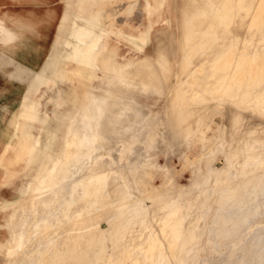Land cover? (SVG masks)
I'll return each mask as SVG.
<instances>
[{
	"label": "rangeland",
	"instance_id": "1",
	"mask_svg": "<svg viewBox=\"0 0 264 264\" xmlns=\"http://www.w3.org/2000/svg\"><path fill=\"white\" fill-rule=\"evenodd\" d=\"M111 1L119 10L114 22L106 9H69L67 24L59 25L66 33L60 53L66 71L60 75L57 56V70L47 77L54 80L52 88L37 94H45L49 106L46 103L40 115L39 100L26 105L27 118L20 129H51V152L37 151L32 160L36 167L28 173L30 180L51 163L55 172L47 173L50 176L36 187L43 186L47 193L60 184V192L51 197L55 201L46 198L49 204L44 199L34 209L29 199L33 189L23 202L17 197L0 201V264H35L27 258L29 253L40 254L36 264H264V110L258 109L264 99L252 97L251 88L241 91V83L240 91L236 89L237 78L245 75L241 61L236 65L233 57L236 47L227 56L215 50L220 43L223 50L237 21L243 35L250 21L256 25L264 18V0ZM133 1L142 6L123 8V2ZM43 45L37 43L39 48ZM59 47L54 42V49ZM211 53L217 60L210 61ZM145 55L148 60L140 58ZM69 72V78H63ZM82 100L77 113L70 111ZM38 120L40 125L34 123ZM67 130L72 136L65 135ZM77 132L83 136L77 137ZM39 141L36 134L35 148ZM25 184L28 189L26 179ZM228 189L232 190L224 195ZM223 196H230L225 204ZM255 203L258 209L249 211L244 224L228 219L232 209ZM30 212L36 214L34 219ZM14 213L20 220H13ZM23 220L29 225L22 226ZM22 229L28 231L24 238L19 236ZM57 232L74 233L73 238L80 234L77 241L64 234L71 240L60 261L52 257L62 252L65 239Z\"/></svg>",
	"mask_w": 264,
	"mask_h": 264
},
{
	"label": "crops",
	"instance_id": "2",
	"mask_svg": "<svg viewBox=\"0 0 264 264\" xmlns=\"http://www.w3.org/2000/svg\"><path fill=\"white\" fill-rule=\"evenodd\" d=\"M116 4L115 1L110 0H0V201L10 202L15 197H27L33 187L39 181H45L50 176H47V173L55 168L50 163L46 171L39 170L33 173L29 180L28 170L36 167L32 161L36 152H51L52 134L50 128L34 127L29 130L27 126H24L21 130L20 125L21 122L26 121L23 116L26 105L36 104L39 100L40 115L43 113L41 110H44L45 104L49 106L46 95L44 94L41 98L37 94L41 89L52 88L46 78L55 74L57 56H59L60 75L66 71L65 66H62L63 58L60 54L61 43L66 33L62 34L63 31L59 29L65 11L99 8L111 10L117 8ZM137 4V1L123 2L125 6L123 8L132 10L142 6L141 1L138 6ZM238 27L239 21H237L235 33L225 37L223 50L222 43L219 49L215 50L227 56L231 54V48L236 47L233 57L237 65L240 61L242 63L240 72L245 71L241 79L237 78L236 89L240 91L241 83V91L251 88L252 97L259 96L264 99V18L256 25L250 21L243 35L239 34ZM26 31L28 33H24ZM54 42L60 43L59 49H54ZM37 43H44V45L39 48ZM216 53L209 54L210 61L217 60L213 57L217 56ZM54 57L55 61H52ZM140 58L148 60L147 55ZM223 76L226 79L229 78L227 74ZM74 77L75 80L79 79L77 72ZM113 81H116L115 77ZM87 97L89 98L88 95ZM82 105L83 100L78 101L70 111L77 109V113ZM262 105L264 106V103ZM263 106L258 108L260 112L264 110ZM34 123L40 125V120ZM36 134L40 138L37 149L33 142ZM65 135L72 136L68 130ZM82 136L83 134L77 132V137Z\"/></svg>",
	"mask_w": 264,
	"mask_h": 264
},
{
	"label": "bare ground",
	"instance_id": "3",
	"mask_svg": "<svg viewBox=\"0 0 264 264\" xmlns=\"http://www.w3.org/2000/svg\"><path fill=\"white\" fill-rule=\"evenodd\" d=\"M103 1V0H102ZM111 1V0H110ZM158 1V0H157ZM215 1V0H214ZM233 1V0H232ZM159 2V1H158ZM157 2V3H158ZM220 2V1H219ZM239 3V2H238ZM241 3V2H240ZM214 4V3H213ZM221 4V3H220ZM223 4V3H222ZM215 5V4H214ZM224 5V4H223ZM99 6V5H98ZM144 6V5H143ZM225 7V6H224ZM227 7V6H226ZM232 7V6H231ZM93 8V7H92ZM226 9V8H225ZM238 9V8H237ZM240 9V8H239ZM97 10H99V9H92L91 11H97ZM102 10H104V9H102ZM101 10V11H102ZM215 10V9H214ZM223 10V9H222ZM260 10V9H259ZM105 12H107V14L109 15V17L112 19L111 21H115V17H118V14H119V10L116 8V9H112V10H108V11H105ZM141 12H143V11H141ZM223 12V11H222ZM144 13V12H143ZM203 13V12H202ZM212 13V12H211ZM106 14V15H107ZM194 16V15H193ZM217 16V15H216ZM108 16H107V19L109 18ZM199 17V16H198ZM193 18V17H192ZM110 20V19H109ZM203 20V19H202ZM206 20V19H205ZM67 21H68V17H67V14L66 13H64V15H63V19H62V22H63V26H65L66 24H67ZM113 21V22H114ZM208 21V20H207ZM210 21V20H209ZM224 21H225V18H224ZM201 22V21H200ZM205 22V21H204ZM115 23H117V22H115ZM189 23V22H188ZM209 23V22H208ZM204 24V23H203ZM185 25V24H184ZM117 26H119V25H117ZM205 26V25H204ZM203 26V27H204ZM113 27V26H112ZM114 27H115V25H114ZM115 28H117V27H115ZM197 28V27H196ZM208 28V27H207ZM214 28H215V26H214ZM118 29V28H117ZM198 30V29H197ZM192 31V30H191ZM195 32H197V31H195ZM112 33H115V32H112ZM190 34V33H189ZM205 34V33H204ZM120 35V34H119ZM192 36V35H191ZM119 37V36H118ZM199 37V36H198ZM112 38V37H111ZM162 38V37H161ZM191 38V37H190ZM114 39H116V38H114ZM119 40V39H118ZM191 40V39H190ZM193 40H195V39H193ZM124 41V40H123ZM117 42V41H116ZM120 42V41H119ZM132 44V43H131ZM166 45V44H165ZM171 45V44H170ZM133 46V45H132ZM167 46H168V44H167ZM116 47V46H115ZM166 47V46H165ZM134 48V47H133ZM191 48V47H190ZM193 48V47H192ZM137 49V48H136ZM170 49V48H169ZM115 51V50H114ZM169 51V50H168ZM228 51H230V50H228ZM115 53V52H114ZM116 54V53H115ZM121 54V53H120ZM119 54V55H120ZM123 54V53H122ZM170 54V53H169ZM117 55V54H116ZM108 56H109V54H108ZM115 57V55L113 56V58ZM222 59V58H221ZM110 61V60H109ZM125 61V60H124ZM131 60H130V57H129V62H130ZM238 61V60H237ZM115 62V61H114ZM128 62V61H127ZM137 62H139V63H141V65L139 66L141 69H142V62L141 61H137ZM136 62V63H137ZM143 62H145V61H143ZM186 62V61H185ZM188 62V61H187ZM232 62V61H231ZM119 63V62H118ZM117 63V64H118ZM165 63V62H164ZM220 63V62H219ZM69 64H70V62H69ZM68 64V65H69ZM114 64V63H113ZM120 64V63H119ZM144 64V63H143ZM182 64H184L183 62H182ZM222 64V63H221ZM221 64H220V66H221ZM237 65V64H236ZM99 66H101L100 64H99ZM103 66V65H102ZM101 66V67H102ZM115 66V65H114ZM136 66H138L137 64H136ZM144 66H146V64H144ZM219 66V65H218ZM217 66V67H218ZM108 67V66H107ZM106 67V68H107ZM118 67H120V66H118ZM148 67V66H147ZM147 67L145 68V67H143V68H145V70L147 69ZM154 67V66H153ZM115 68H117V66H115ZM132 68V66L129 68V69H131ZM126 69H127V67H126ZM134 69V68H133ZM116 70H118V69H116ZM121 70V69H120ZM122 70H124V68H122ZM71 71V70H70ZM109 71V70H108ZM125 71V70H124ZM127 71V70H126ZM150 71V70H149ZM123 72V71H122ZM68 73V72H67ZM148 73V72H147ZM152 73H154V72H152ZM64 74V73H63ZM98 74V73H97ZM121 74H123V73H121ZM96 75V74H95ZM115 75V74H114ZM158 75V74H157ZM68 76V78H69V76H70V72H69V74H67V75H65V77H67ZM97 77H98V75H97ZM145 77H146V74H145ZM144 77V78H145ZM148 77H150V75H148ZM151 77H152V75H151ZM154 77H155V75H154ZM72 78V77H71ZM142 79V78H141ZM162 79V78H161ZM178 79V78H177ZM46 81L47 82H54V80H53V78L52 79H49V78H47L46 79ZM145 81V80H144ZM162 82V81H161ZM152 85V84H151ZM156 85V84H155ZM167 86V85H166ZM96 87V86H95ZM161 87V86H160ZM164 87V86H163ZM184 87V86H183ZM186 87V86H185ZM223 87V86H222ZM105 90H106V88H105ZM110 90V89H109ZM181 91V90H180ZM215 93V92H214ZM216 94V93H215ZM89 96V95H88ZM94 96V95H93ZM92 96V97H93ZM103 96V95H102ZM214 96V95H213ZM106 98V97H105ZM101 100V99H100ZM106 100V99H105ZM38 102V101H37ZM39 103V102H38ZM26 108V107H25ZM27 109V108H26ZM77 110V109H76ZM148 112V111H147ZM72 114V113H71ZM72 117V116H71ZM27 118V117H26ZM25 118V119H26ZM71 127V126H70ZM69 128V127H68ZM69 130V129H68ZM67 140H69V138L67 139ZM181 140V139H180ZM66 142H69V141H66ZM134 142V141H133ZM160 143V142H159ZM257 143V142H256ZM66 144V143H65ZM68 145V144H67ZM71 145H72V142H71ZM76 145V144H75ZM80 145V144H79ZM254 145V144H253ZM64 146V145H63ZM255 146V145H254ZM257 146V145H256ZM76 147V146H75ZM259 147V146H258ZM65 148V147H64ZM68 148V147H67ZM71 148V147H70ZM255 148V147H254ZM81 149V148H80ZM94 149V148H93ZM136 149V148H135ZM62 150V149H61ZM67 151H68V149H66ZM70 150V149H69ZM59 151V150H58ZM87 152V151H86ZM59 153V152H58ZM91 154V153H90ZM230 156V155H229ZM69 157V156H68ZM72 157V156H71ZM85 157H86V155H85ZM80 158V157H79ZM262 158V157H261ZM66 159H68V158H66ZM70 159V158H69ZM78 160V159H77ZM107 160V159H106ZM230 160V159H229ZM251 160H253V159H251ZM76 161V160H75ZM88 161V160H87ZM102 161V160H101ZM65 162V161H64ZM107 162V161H106ZM228 163V162H227ZM261 163V162H260ZM64 164V163H63ZM97 164V163H96ZM103 164V163H102ZM110 164V163H109ZM108 164V165H109ZM98 165V164H97ZM105 165V164H104ZM231 165V164H230ZM103 166V165H102ZM228 166V165H227ZM61 167H63V166H61ZM225 167V166H224ZM88 168V167H87ZM104 168V167H103ZM60 170H61V168H60ZM60 170H58V171H60ZM62 170H64L65 171V168L63 169L62 168ZM209 170V169H208ZM233 170V169H232ZM63 171V172H64ZM91 171V170H90ZM154 171V170H153ZM209 171H211V170H209ZM53 173L55 172V171H52ZM70 172V171H69ZM72 172V171H71ZM84 172V171H83ZM86 173V172H85ZM102 173V172H101ZM217 173H218V171H217ZM231 172H229V174H230ZM234 173V172H233ZM232 173V174H233ZM243 173V172H242ZM76 174V173H75ZM102 174H104V173H102ZM62 175H63V173H62ZM72 175H74L73 173H72ZM235 175V174H234ZM54 176V175H53ZM52 176V177H53ZM94 176V175H93ZM96 176H97V174H96ZM95 176V177H96ZM100 176H101V174H100ZM206 176V175H205ZM225 176V175H224ZM55 177H56V175H55ZM57 177H58V175H57ZM98 177V176H97ZM257 177V176H256ZM71 178V177H70ZM73 178V177H72ZM77 178V177H76ZM75 178V179H76ZM85 179H86V176L84 177ZM88 178H91V177H88ZM206 178V177H205ZM260 178V177H259ZM54 180H55V178H53ZM56 179H58V178H56ZM66 179V178H65ZM81 179V178H80ZM80 179H77V180H80ZM98 179V178H97ZM102 179H103V177H102ZM68 180H70V179H68ZM72 181H73V179H71ZM88 180H90V179H88ZM93 181L94 180H96V179H92ZM91 180V181H92ZM99 180V179H98ZM222 180V179H221ZM71 181V184L72 183H75V182H72ZM75 181V180H74ZM82 181V182H81ZM109 181V180H108ZM112 181H113V178H112ZM114 181H115V179H114ZM224 181V180H223ZM55 182H57V181H55ZM54 182V183H55ZM63 182V181H62ZM62 182H61V184H62ZM80 184H82L83 183V178H82V180H80ZM85 182H87L86 180H85ZM205 182V181H204ZM48 184H49V182H47ZM113 183V182H112ZM111 183V184H112ZM225 183V182H224ZM261 183V182H260ZM52 185H53V183H51ZM99 184V183H98ZM115 184V183H114ZM41 185V184H40ZM70 185V184H69ZM75 185V188H77V186H76V183L74 184ZM74 185H72V187L74 186ZM46 185H44V187H45ZM59 186H60V184H59ZM58 185H57V188L59 187ZM81 186H83V184L81 185ZM115 186H117L116 184H115ZM119 186V185H118ZM42 188H43V186H41ZM49 187V186H48ZM68 186H66V188H67ZM80 187V186H79ZM97 187V186H96ZM100 187V186H99ZM113 187V186H112ZM121 187V186H120ZM42 188H39V187H36V185L33 187V194H32V197L31 198H29L30 199V202L32 203L31 205L33 206L32 208L34 209L35 207H38V205H39V203H43L44 204V202H45V204L48 202V199H51V197L53 198V197H55V196H57L58 194V191L59 190H57V188L55 187H53V189L52 190H48L49 192H47V193H43L44 191L46 192V190H44L43 191V189ZM81 188V187H80ZM119 188V187H118ZM49 189V188H48ZM60 189V188H59ZM82 189V188H81ZM122 189V188H121ZM125 189V188H124ZM67 190V189H66ZM101 190V189H100ZM110 190V189H109ZM209 190V189H208ZM232 189H228V190H225L224 192H223V194L224 195H226V193H229L230 191H231ZM254 190V189H253ZM253 190H252V192H253ZM68 191H69V189H68ZM75 191V190H74ZM79 191V190H78ZM60 192V191H59ZM64 192H65V190H64ZM124 192V191H123ZM66 193H67V191H66ZM70 193H72V192H70ZM94 194V193H93ZM92 194V195H93ZM73 195H75V194H73ZM79 195V194H78ZM185 195V194H184ZM222 195V194H221ZM233 195V194H232ZM62 196V195H61ZM60 195H59V197H61ZM29 197V196H28ZM58 197V196H57ZM105 197V196H104ZM260 197V196H259ZM26 197H17L16 199H18L19 200V202L21 201V200H24ZM46 198H48V199H46ZM64 198V197H63ZM71 198H72V196H71ZM89 198V197H88ZM126 198V197H125ZM220 198V197H219ZM222 198V204L226 201V199L228 198V199H230V196L229 197H225V196H223V197H221ZM248 198V197H247ZM44 199H46V200H44ZM73 199V198H72ZM75 199H76V195H75ZM83 199H85V198H83ZM82 199V200H83ZM127 199V198H126ZM233 199V198H232ZM253 199V198H252ZM26 200V199H25ZM52 200V199H51ZM61 200V202H62V204L65 202L64 200H66L65 198H64V200L61 198H59V201ZM89 200V199H88ZM254 200V199H253ZM252 200V201H253ZM52 201H55V199L54 200H52ZM51 201V202H52ZM58 201V202H59ZM67 201V200H66ZM77 201V200H76ZM78 201H80V200H78ZM243 202H245V200H242ZM15 202H16V200H15ZM21 202H23V201H21ZM49 202H50V200H49ZM49 202H48V204H49ZM69 202H70V200H69ZM88 202V201H87ZM228 202V201H227ZM262 202V201H261ZM12 203V202H11ZM28 203V202H27ZM55 203V202H54ZM53 203V204H54ZM68 203V202H67ZM131 203V202H130ZM242 203V202H241ZM241 203H240V205H241ZM66 204V203H65ZM65 204H63V205H65ZM77 204H78V202H77ZM134 204V203H133ZM140 204V203H139ZM225 204V203H224ZM252 204V203H251ZM16 205V204H15ZM24 205H25V203H24ZM47 205V204H46ZM46 205H44V207L45 208H48ZM68 205V204H67ZM66 205V206H67ZM80 205V204H79ZM233 205V204H232ZM19 206V205H18ZM56 206V205H55ZM71 206H73L72 204H71ZM75 206V208H76V205H74ZM78 206V205H77ZM123 206V205H122ZM122 206H121V209H122ZM128 206V205H127ZM130 206H132V205H130ZM207 206V205H206ZM224 206V205H223ZM258 204H254V205H244V206H238L237 208H234V209H232L231 211L230 210H228V211H230L229 212V215L227 216L228 217V219H235L236 220V223L238 222V223H240V222H243V224H244V222H246L249 218H248V213H249V211H251V210H257L258 209ZM27 207V205L25 206V208ZM52 207V206H51ZM59 207H61V206H59ZM63 207V206H62ZM61 207V208H62ZM83 207V206H82ZM134 207H136V206H134ZM220 207V206H219ZM232 207V206H231ZM18 208H20V207H18ZM24 208V207H23ZM23 208H20V209H23ZM39 208V207H38ZM42 208H43V206H42ZM50 208V207H49ZM54 208L55 207H53V210H54ZM70 208V207H69ZM68 208V209H69ZM120 208V207H119ZM126 208V207H125ZM128 208V207H127ZM126 208V209H127ZM133 208V207H132ZM12 209V208H11ZM14 209V208H13ZM17 209V208H16ZM20 209H18L19 210V212L21 213V210ZM27 209V208H26ZM29 209H30V207H29ZM29 209L27 210V213H28V211H29ZM44 209V208H43ZM51 209V208H50ZM49 209V210H50ZM72 209V208H71ZM74 209V208H73ZM126 209H124V210H126ZM131 209V208H130ZM134 209V208H133ZM17 210V211H18ZM40 210H41V208H40ZM45 210H47V209H45ZM48 210V211H49ZM77 210V209H76ZM120 210V209H119ZM129 210V209H128ZM13 211V210H12ZM23 211H25V210H23ZM23 211H22V214H23ZM37 211V210H36ZM35 211V212H36ZM51 211V210H50ZM72 211V210H71ZM118 211V210H117ZM117 211H116V213H117ZM121 211H123V209L121 210ZM15 212V211H14ZM40 212V211H39ZM44 212V211H43ZM42 212V213H43ZM47 212V211H46ZM77 213H78V210L76 211ZM80 212V211H79ZM112 212V211H111ZM115 212V211H114ZM128 212V211H127ZM133 212H136V211H134L133 210ZM13 213V212H12ZM18 213V212H17ZM20 213H18V217H20ZM25 213V212H24ZM31 213V212H30ZM51 213V212H50ZM66 213V212H65ZM113 213V212H112ZM111 213V214H112ZM139 213V212H138ZM225 213V212H224ZM253 213V212H252ZM29 214V213H28ZM32 214V213H31ZM30 214V215H31ZM38 214V213H37ZM40 214V213H39ZM44 214V213H43ZM46 214V213H45ZM48 214V213H47ZM136 214V213H135ZM179 214V213H178ZM188 214V213H187ZM14 215H15V217H14V219L13 220H15L16 221V219L18 218L17 217V215L14 213ZM36 215V214H35ZM35 215H33L32 214V217H33V219H34V217H35ZM40 215H42V214H40ZM59 215H60V213H59ZM73 215H75V214H73ZM105 215V214H104ZM254 215V214H253ZM23 216L24 215H21V217L23 218ZM25 216H26V214H25ZM48 216V215H47ZM61 216V215H60ZM70 216V215H69ZM224 216V215H223ZM20 217V218H21ZM27 217V216H26ZM29 217H31V216H29ZM43 217V216H42ZM45 217H46V215H45ZM49 217V219H52V217H54V216H52V217H50V216H48ZM71 217V216H70ZM75 217V216H74ZM77 217V216H76ZM79 217V216H78ZM37 218L38 219H40V216L38 217L37 216ZM44 218V217H43ZM47 218V217H46ZM69 218V217H68ZM222 218V217H221ZM226 218V217H225ZM25 219H27V218H25ZM32 219V218H31ZM32 219V220H33ZM70 219H72V218H70ZM85 219V218H84ZM13 220H11V221H13ZM18 220H20L19 218H18ZM29 221V223L31 222L30 221V218L28 219ZM46 220H48V219H46ZM45 220V218L43 219V221H46ZM67 220V219H66ZM69 220V219H68ZM80 220V219H79ZM83 220V219H82ZM216 220V219H215ZM225 220V222H226V219H224ZM230 220V221H231ZM15 221H13L12 223H14ZM24 221V220H23ZM27 221V220H26ZM26 221H24L21 225L23 226V224L24 225H26ZM39 221V220H38ZM38 221H35V222H38ZM70 221V220H69ZM113 221V220H112ZM217 221V220H216ZM219 221V220H218ZM229 221V220H228ZM28 222H27V224H28ZM34 222V223H35ZM79 222V221H78ZM78 222H77V224H78ZM234 222V221H233ZM16 223V222H15ZM14 223V224H15ZM21 223V221L19 222V224ZM42 224H43V222H41ZM81 223H84V222H82L81 221ZM85 223H86V221H85ZM96 223V222H95ZM181 223V222H180ZM179 223V224H180ZM215 224H216V222H214ZM230 223H232V222H230ZM14 224H13V227H14ZM19 224H17L16 223V225H19ZM57 224V223H56ZM76 224V223H75ZM80 224V223H79ZM86 224H88V223H86ZM93 224V223H92ZM91 224V225H92ZM247 224V223H246ZM21 225H20V227H21ZM29 225V224H28ZM28 225H26V226H28ZM31 225V224H30ZM36 225V224H35ZM40 225V224H39ZM72 225V224H71ZM70 225V226H71ZM82 225V224H81ZM115 225V224H114ZM195 225V224H194ZM227 225H228V223H227ZM37 226V225H36ZM73 226H74V224H73ZM76 226V225H75ZM79 225H77V227H78ZM196 226V225H195ZM226 226V225H225ZM234 226H235V224H234ZM237 227H238V225H236ZM25 227V226H24ZM48 227V226H47ZM77 227H74L75 229L77 228ZM84 227H86V226H84ZM84 227H82V228H84ZM88 227V226H87ZM12 228V227H11ZM16 228H19V226L17 227L16 226ZM36 228V227H35ZM38 228V227H37ZM69 228V227H68ZM68 228H66L67 230H68ZM94 228V227H93ZM195 228V227H194ZM236 228V227H235ZM234 228V229H235ZM40 229V228H39ZM69 229H71V228H69ZM75 229H73V230H75ZM78 229H80V228H78ZM258 229V228H257ZM10 230V229H9ZM12 230V229H11ZM10 230V231H11ZM20 230V229H19ZM24 229H22L21 231L22 232H20V234H19V236H21L22 238H24V236H26L25 234L28 232H26V231H23ZM85 230V229H84ZM89 231L91 230V229H88ZM200 230V229H199ZM220 230V229H219ZM224 230V229H223ZM225 230H227V229H225ZM13 231V230H12ZM38 231V230H37ZM71 231V230H70ZM17 232H18V230H17ZM60 232H63V231H61L60 230ZM58 233V234H61V233ZM78 232H80V231H78ZM86 232H88V231H86ZM216 232V231H215ZM229 232H230V230H229ZM228 232V233H229ZM13 233V232H12ZM82 233H84V231L83 232H81L80 234L82 235ZM222 233V232H221ZM57 234V235H58ZM64 234L65 235H72V234H74V233H71V232H69V233H63V234H61V235H63L64 236ZM76 234V237L78 238V234L79 233H75ZM79 234V235H80ZM219 234V233H218ZM57 235H56V237H57ZM60 235V236H61ZM83 235H85V234H83ZM90 235V234H89ZM214 235V234H213ZM212 235V236H213ZM226 235H228L227 233H226ZM13 236V235H12ZM73 236H75V235H73ZM87 236V235H86ZM93 236V235H92ZM91 236V237H92ZM225 236V235H224ZM229 236V235H228ZM49 237V236H48ZM53 237V236H52ZM65 237V236H64ZM72 237V236H71ZM43 238V237H42ZM59 238V237H58ZM77 238H73L72 237V241H73V239H76V241L77 240H79V238L77 239ZM181 238V237H180ZM201 238V237H200ZM214 238V237H213ZM17 239V238H16ZM41 239V238H40ZM64 239V238H63ZM84 239V238H83ZM89 239V238H88ZM87 239V240H88ZM14 240V239H13ZM12 240V241H13ZM39 240V239H38ZM70 237H65V239L64 240H61V241H63V242H61V244H60V247H61V251L62 252H60V253H56L55 252V254L54 255H52V257H54V258H59V261H60V259H61V257L63 258V255L65 254V250L66 249H68L67 247H66V245L68 244V243H70ZM180 240V239H179ZM40 241V240H39ZM45 241V240H44ZM212 241V240H211ZM264 241V240H263ZM43 241H41V243H42ZM59 242H60V240H59ZM85 242H87V241H85ZM178 242V241H177ZM259 242V241H258ZM37 243H38V241H37ZM49 243V242H48ZM58 243V242H57ZM179 243V242H178ZM24 244V243H23ZM85 244V243H84ZM259 244V243H258ZM22 245V244H21ZM79 244H77V246H78ZM20 246V245H19ZM31 246V245H30ZM34 246V245H33ZM76 246V245H75ZM16 247V246H15ZM39 247V246H38ZM42 247V246H41ZM43 247H45V246H43ZM11 248V247H10ZM19 248V247H18ZM32 248H34V247H32ZM161 248V247H160ZM21 249V248H20ZM37 249V248H36ZM39 249H40V247H39ZM42 249V248H41ZM58 249H59V247H58ZM177 249V248H176ZM196 249V248H195ZM38 250V249H37ZM36 250V251H37ZM74 250V249H73ZM76 250V249H75ZM162 250H163V248H162ZM161 250V251H162ZM8 251H10V250H8ZM39 252H40V250H38ZM135 251V250H134ZM31 252V251H30ZM33 252V251H32ZM48 252H50V251H48ZM72 252H74V251H72ZM153 252V251H152ZM195 252H197V251H195ZM29 253V252H28ZM27 253V254H28ZM37 253V252H36ZM11 254V253H10ZM39 254V253H38ZM38 254H35L34 256H33V253L32 254H28L29 256L27 257L30 261H32V262H35V264H36V262L37 261H34V259L36 258V255H38ZM163 254V253H162ZM40 255V254H39ZM48 255H49V253H48ZM74 255H75V252H74ZM21 256H23L22 254H21ZM65 256V255H64ZM51 257V258H52ZM22 258V257H21ZM38 258H39V256H38ZM47 258V257H46ZM50 258V259H51ZM239 258V257H238ZM23 259V258H22ZM37 259V258H36ZM46 260V259H45ZM44 260V261H45ZM165 260V259H164ZM47 261H48V259H47ZM55 261H56V259H55ZM22 263V262H21ZM44 263V262H43ZM45 264H47V262H45Z\"/></svg>",
	"mask_w": 264,
	"mask_h": 264
}]
</instances>
